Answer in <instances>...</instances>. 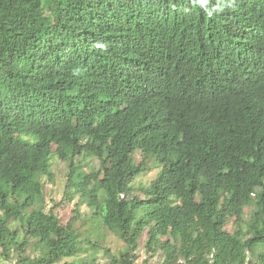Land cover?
I'll return each instance as SVG.
<instances>
[{
  "label": "trees",
  "instance_id": "1",
  "mask_svg": "<svg viewBox=\"0 0 264 264\" xmlns=\"http://www.w3.org/2000/svg\"><path fill=\"white\" fill-rule=\"evenodd\" d=\"M53 155L108 264L145 235L142 264H264V0H0V256L101 264L47 210Z\"/></svg>",
  "mask_w": 264,
  "mask_h": 264
},
{
  "label": "rangeland",
  "instance_id": "2",
  "mask_svg": "<svg viewBox=\"0 0 264 264\" xmlns=\"http://www.w3.org/2000/svg\"><path fill=\"white\" fill-rule=\"evenodd\" d=\"M139 158V157H138ZM83 162V166L87 172L91 170H97L100 167V162L96 158L88 157L78 159ZM140 160V158H139ZM153 168L137 177L133 183L134 195L144 197L142 188L150 186L158 177L161 168L157 164H152ZM68 163L60 160L56 155L51 158V172L52 178L42 176L41 182L44 186L45 197L47 200V210L54 209L56 215H58L63 224L69 223L72 219H76V227L82 233L83 240H89L92 243H97L100 249L94 248L89 243H85L87 253L83 256H96L101 264H108L110 257L106 251H110L114 255L120 254L125 249V244L110 230H108L101 220L92 217L91 209L86 205H81L79 213H75L78 204V197L70 199L68 195L67 186V173ZM13 229H19L23 233V226L19 221H14L11 224ZM228 230H232L230 226ZM147 236L145 235L140 241V248L138 251L139 262H142L148 258L145 244ZM151 264H160V257L150 259ZM0 264H16L15 261H6L0 256Z\"/></svg>",
  "mask_w": 264,
  "mask_h": 264
}]
</instances>
